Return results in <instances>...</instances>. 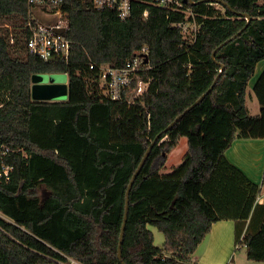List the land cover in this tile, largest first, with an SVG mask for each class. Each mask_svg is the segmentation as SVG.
Instances as JSON below:
<instances>
[{
	"label": "trees",
	"instance_id": "16d2710c",
	"mask_svg": "<svg viewBox=\"0 0 264 264\" xmlns=\"http://www.w3.org/2000/svg\"><path fill=\"white\" fill-rule=\"evenodd\" d=\"M193 1L186 5L198 29L188 38L184 11L134 0L121 18L93 0H65L64 61L28 46V0H0V145L11 149L0 163L13 165L9 179L0 176V211L9 218L0 216V264H58L60 251L85 264H123L128 184L158 135L130 191L123 260L191 264L212 224L232 218L247 257L264 261V177L252 181L226 156L236 138L264 137V70L254 85L259 114L246 103L264 60V0ZM140 53L131 86L120 99L108 97L101 67L125 66ZM53 72L68 74V99H33V75ZM141 80L148 85L135 94ZM181 136L183 161L162 172ZM150 225L164 233L163 246Z\"/></svg>",
	"mask_w": 264,
	"mask_h": 264
},
{
	"label": "built area",
	"instance_id": "2783aa9c",
	"mask_svg": "<svg viewBox=\"0 0 264 264\" xmlns=\"http://www.w3.org/2000/svg\"><path fill=\"white\" fill-rule=\"evenodd\" d=\"M134 0H93L97 9H113L121 18H127L132 12ZM167 9H175L185 12V20L180 23L185 37L193 38L198 29L194 11L186 5V0H141ZM30 6L29 20L30 28L28 46L40 57L48 60L58 57L68 61L71 55V40L65 36L69 26V6L65 0H28ZM149 13L148 8L144 14ZM193 16V19H190ZM64 27L65 31L59 33L58 28ZM145 51V50H144ZM146 53L136 55L129 60L125 66L112 67L103 65L101 67V81L104 91L111 99H120L124 91L131 86L134 73L141 66ZM93 68L94 65L91 64ZM148 82L139 81L135 94L142 93ZM10 147L0 145V159L10 152ZM12 164L0 163V176L10 178ZM61 257L57 259L58 264H85L76 257L60 251Z\"/></svg>",
	"mask_w": 264,
	"mask_h": 264
},
{
	"label": "crops",
	"instance_id": "0c3cea01",
	"mask_svg": "<svg viewBox=\"0 0 264 264\" xmlns=\"http://www.w3.org/2000/svg\"><path fill=\"white\" fill-rule=\"evenodd\" d=\"M246 103L251 114H259L260 107H257L256 111L252 113L248 106V100ZM226 156L252 181L261 184L264 177V137L236 138L226 150ZM258 199L260 203H264V193L260 194ZM249 223L248 219L242 234L246 232ZM260 223L261 215L258 214L251 228H258ZM241 248L237 242V221L232 218L220 219L212 224L210 231L197 247L196 252L192 255L193 262L191 264H240V261H243L244 264H264V261L249 259L246 250L244 254L238 255V250Z\"/></svg>",
	"mask_w": 264,
	"mask_h": 264
},
{
	"label": "water",
	"instance_id": "95a60500",
	"mask_svg": "<svg viewBox=\"0 0 264 264\" xmlns=\"http://www.w3.org/2000/svg\"><path fill=\"white\" fill-rule=\"evenodd\" d=\"M190 2H194L193 0H189ZM247 17H249V14H246ZM245 28V27H244ZM243 30V29H242ZM242 30H240L237 34H235L233 37H236L238 34H240L242 32ZM57 31L59 33H62L65 31L64 27L58 28ZM226 42H228V40H226L224 43H221L214 51H213V56H215L216 52L218 51V49L220 47H222ZM219 78V75L216 77V79L214 80L213 84L210 86V88L203 93L193 104H191L188 108H186L182 113H180L169 125H168V129L171 128L172 126H174L176 124V122L183 117V115L188 112L190 109H192L195 105H197L200 101H202L204 99V97L206 96V94L211 91L213 89V87L215 86L217 80ZM68 88V87H67ZM66 84L58 81L57 78H52L51 75L48 76H39L38 74L36 76L33 77V91L36 92V94L39 97H43L44 99L50 100V98H54L57 95L63 94L66 92ZM159 135L157 137H155V139L152 141V143L150 144V146L148 147V149L146 150L143 158L141 159L138 167L136 168V170L134 171L131 180L128 184V188H127V193H126V205H125V214H124V221H123V225H122V229H121V234H120V242H119V246H118V256L121 259L123 264H127L122 257V244H123V240H124V234H125V228H126V224H127V219H128V214H129V205H130V191L131 188L137 178V176L139 175L143 165L145 164L151 149L153 148L154 144L156 143L157 139H158Z\"/></svg>",
	"mask_w": 264,
	"mask_h": 264
},
{
	"label": "rangeland",
	"instance_id": "374dc122",
	"mask_svg": "<svg viewBox=\"0 0 264 264\" xmlns=\"http://www.w3.org/2000/svg\"><path fill=\"white\" fill-rule=\"evenodd\" d=\"M264 70V60H261L256 67V73H254L255 75L252 76V78L250 79L248 86H247V100H248V106L251 110L252 113H254L257 109V107H260V103L259 100L256 96V93L254 91V84L256 81V78L258 76H260V74L262 73V71ZM37 75V74H36ZM36 75H33L36 76ZM39 76H48L51 75L52 78H57L58 81L66 84V88L68 87V74L66 72H53V73H38ZM32 96L33 99L36 100H40V99H44L43 97H39L35 91H33L32 89ZM68 99V88L66 89V92L60 95H57L54 98H50V100H66ZM188 150V141H187V137L186 136H181L177 145L168 153L167 155V161L164 165V167L162 168V172H170L171 170H173L176 166H178L184 158L185 153ZM0 216H3L6 219H9L7 217H5V215L2 214V212L0 211ZM150 228L153 230L154 235H155V240L154 243L157 246H163V243L165 241V235L162 231H160L158 229V227L156 226H151ZM245 248H241L238 250V255L240 254H244L245 253ZM240 264H244L243 261H240Z\"/></svg>",
	"mask_w": 264,
	"mask_h": 264
}]
</instances>
